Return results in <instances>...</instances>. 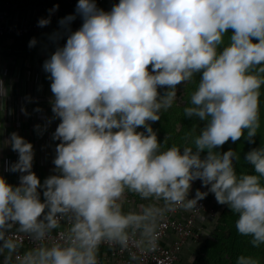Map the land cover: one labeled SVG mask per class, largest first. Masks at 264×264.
<instances>
[{"label":"clouds","instance_id":"1","mask_svg":"<svg viewBox=\"0 0 264 264\" xmlns=\"http://www.w3.org/2000/svg\"><path fill=\"white\" fill-rule=\"evenodd\" d=\"M76 13L82 26L72 32L76 17L60 20L66 44L43 64L61 121L53 134L59 174L41 184L33 145L15 132L4 142L18 153L10 170L22 175L19 186L0 176V264H100L104 245L155 251L167 213L197 209L208 195L197 190L188 199L196 180L237 216L238 234L254 248L264 245V146L245 153L252 174H237L236 151H215L242 137L255 143L261 129L264 0H119L109 12L78 0ZM198 73L184 115L205 127L188 131L183 145L163 147L151 123ZM129 193L153 202L125 211ZM57 230L62 240L54 239ZM130 258L138 259L135 252ZM236 264L261 261L240 255Z\"/></svg>","mask_w":264,"mask_h":264},{"label":"crops","instance_id":"2","mask_svg":"<svg viewBox=\"0 0 264 264\" xmlns=\"http://www.w3.org/2000/svg\"><path fill=\"white\" fill-rule=\"evenodd\" d=\"M41 5L44 3H40ZM41 19H50V23L35 35L36 44L29 47L32 37H26L18 45L10 48L11 62L0 73V176L9 184L19 186L20 172H12L11 166L18 161V153L4 142L15 132L33 145L34 158L32 172L40 179L41 184L51 175H58L53 163L56 157V147L59 140L53 139L59 123V118L51 115L52 100L50 74L43 70V64L55 52L63 47L67 39H63L59 21H53V14L45 9L36 13ZM55 33L60 34L58 40H53ZM33 57H31V53ZM29 99H38L31 105ZM46 112L49 117H40L36 109ZM39 111V112H41ZM37 125L40 126L37 129ZM40 191L43 198V190ZM142 204L137 200H124L125 211L139 208ZM185 249V248H184ZM186 255L183 254L185 258Z\"/></svg>","mask_w":264,"mask_h":264},{"label":"built area","instance_id":"3","mask_svg":"<svg viewBox=\"0 0 264 264\" xmlns=\"http://www.w3.org/2000/svg\"><path fill=\"white\" fill-rule=\"evenodd\" d=\"M44 4H39V2ZM0 0V73L7 66L12 58L9 47L21 41L24 37H32L39 34L42 28L38 26L39 16L36 13L39 9L53 10V21H60L69 15L75 16L68 28L72 32L79 30L82 26V17L76 13L78 0ZM99 9L105 12L111 11L113 5L119 0H95ZM62 4L63 6H61ZM58 5V8L56 6ZM63 39H67V31L61 28ZM151 71V66H149ZM166 88H158L161 95ZM38 99H29L31 105L38 103ZM51 115L54 113L51 111ZM40 117H49L46 112H38ZM55 117V116H54ZM115 131V130H114ZM137 131H144L138 128ZM197 189L191 187L188 199L195 198ZM43 202V198L41 197ZM153 202V201H150ZM147 202V203H150ZM146 203V204H147ZM139 210V208H134ZM222 209L214 200L209 203L203 199L198 201L197 209L185 211L177 208L175 212H169L162 222L157 238V248L155 251L141 252L135 245H130L128 249L121 250L119 246L104 245L100 249V264H179L183 260V250L192 244L203 239L206 233V222H215ZM53 237L62 240L59 231H54ZM24 248L31 247V243L26 238L20 237ZM135 252L138 259L132 261L130 253Z\"/></svg>","mask_w":264,"mask_h":264},{"label":"rangeland","instance_id":"4","mask_svg":"<svg viewBox=\"0 0 264 264\" xmlns=\"http://www.w3.org/2000/svg\"><path fill=\"white\" fill-rule=\"evenodd\" d=\"M232 34L233 30L229 29L224 36V44L220 46V51H222L223 47L229 44ZM253 43H258V40L253 39ZM201 75L202 73L195 74V83H182L181 85H178L177 97L174 100L172 107L168 111L162 112L160 121L154 123L150 122L151 127L157 133L158 142L163 147H170L173 144L183 145V137L188 131L195 127L197 134H199L200 130L205 127L206 121H200L197 117H185L184 115V108L190 106L191 93L196 89V83L199 82ZM261 146H264V95L261 97V129L258 130L255 137V143H249L247 139L242 137L241 140L236 143H232L231 140H229L222 147L215 149V151L221 153L226 152L229 149L236 151L240 156L239 161L234 162L237 174H252L254 172L253 166L244 159V156L245 153L253 148H259ZM205 155L206 151L201 154L202 158ZM10 182L11 183L9 184L12 185V181ZM191 187L200 190L201 192H207L208 195L213 197L214 204H218L222 210L215 222H206L207 229L203 239L183 250V254L186 255L185 258L183 257L185 264H218L224 260H227L226 264H231V255L234 249L232 247H237L239 244L238 239L232 238L230 233L231 228H236L235 224L232 223L231 225V222L233 220L235 222L237 216L231 212L227 205H221L216 201L215 195L209 192L210 186L204 187L202 181L196 180L192 182ZM134 199L142 204L150 202L141 200L139 196L131 193L127 194L125 198L127 201H133ZM225 215L226 221L224 220L225 223H223V221L219 219H224ZM219 221H221V225L218 223ZM230 245L231 248L229 247ZM253 257L259 259L261 264H264V245L258 248L256 253H253Z\"/></svg>","mask_w":264,"mask_h":264},{"label":"trees","instance_id":"5","mask_svg":"<svg viewBox=\"0 0 264 264\" xmlns=\"http://www.w3.org/2000/svg\"><path fill=\"white\" fill-rule=\"evenodd\" d=\"M39 4L41 3L40 1H38ZM52 3H57L56 0H52L51 1ZM61 6H63L62 4H60ZM64 7V6H63ZM24 37L21 39L23 40ZM15 46H17L18 44L15 43L14 44ZM34 48V47H33ZM31 53V57H33V54L32 52L30 51ZM166 91V90H165ZM164 91V92H165ZM145 130V129H144ZM13 186V185H12ZM208 203L209 201H212L213 197L208 195L206 198H204ZM226 219V215L224 216V219H219L221 221H223V223H225V220ZM225 220V221H224ZM221 221H219L218 223L221 225ZM229 223V221H228ZM235 224L234 220L231 222V225ZM231 236L232 238H235V239H238L239 241V244L237 245V247H232L234 248L233 249V252H232V255H231V264H236V260L237 258L240 256V255H245V256H252L253 257V253H256L257 252V249L258 248H254L251 243H250V237H244V236H241L240 234H238L236 228H231ZM231 248V245L229 246ZM261 251V250H260ZM227 261V260H226ZM226 261H222V262H219L218 264H226ZM179 264H185V260L183 258V260L179 263Z\"/></svg>","mask_w":264,"mask_h":264}]
</instances>
